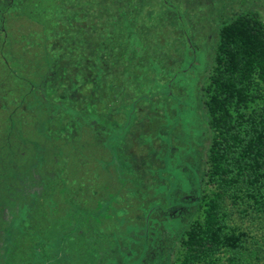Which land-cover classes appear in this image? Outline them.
<instances>
[{"label": "trees", "instance_id": "1", "mask_svg": "<svg viewBox=\"0 0 264 264\" xmlns=\"http://www.w3.org/2000/svg\"><path fill=\"white\" fill-rule=\"evenodd\" d=\"M256 1L261 0H242L231 15L221 20L204 99L211 133L204 184L213 189L210 193L203 190L190 217L185 218L183 211L168 210L173 216L181 212V218L169 228L168 248L162 256L164 264H173L176 253L177 264H252L257 257L254 253L248 260V234L232 220L239 213L251 216L256 223L264 221V9L255 5ZM27 2H31L29 8L35 12L32 4L42 0H0V13H5L0 16V50L5 46L2 40L7 33L3 27L13 29L12 18L6 16L8 7L17 6L25 11ZM49 3L51 8L40 6L42 17L33 14L34 18L44 17L34 26H42L43 33L50 32L51 46L57 49L48 53L53 54L41 80L36 79L38 88L34 84L28 88L13 84L11 58L0 54V264H56L57 260L69 261L75 252L80 255L85 248L88 264H100L98 259L102 261L110 253H123L124 248L118 250L108 236L123 235L132 241L139 226L138 215L131 207L105 218L104 222L119 218L118 231L105 229L103 241L96 238L100 240L94 245L96 256L91 253L87 242L91 223L83 215L91 216L100 207L101 203L90 207L87 199L103 194L105 186L100 188L103 192L87 191V153L80 149V156L87 158H79V163L69 168L65 163L67 156L60 163L61 154L54 149L53 142L57 138L82 137L85 134L81 129H87L90 137L97 139L93 154L115 171L116 166L119 180L127 171L122 144L131 131L135 104L133 107L132 101L122 100L125 75L113 70L108 59L95 51L94 46H100L96 36L102 39L106 27L99 28L96 19L81 24L64 21L57 10L62 2ZM100 3L103 1L95 4L101 10L97 16L104 18L107 13L109 17L111 10L104 13ZM55 26L58 29L54 33ZM85 26L94 32L91 51L84 46ZM114 29H110L111 33L118 34ZM118 43L112 47L119 49ZM188 46L189 53L194 55L195 48ZM78 145L74 149L83 148L86 143ZM134 182L131 177L125 184L128 191L124 195L137 197L136 201L142 195L150 196L151 189L140 190V182ZM135 184L139 187L136 189V185L133 190ZM160 191L164 195V190ZM201 206L203 214L198 216ZM166 211L156 212V220L160 214L166 213V218ZM95 234L100 237L105 233ZM109 244L113 252L107 250ZM128 244L126 241V249Z\"/></svg>", "mask_w": 264, "mask_h": 264}, {"label": "rangeland", "instance_id": "2", "mask_svg": "<svg viewBox=\"0 0 264 264\" xmlns=\"http://www.w3.org/2000/svg\"><path fill=\"white\" fill-rule=\"evenodd\" d=\"M98 1H103L100 4L104 13L111 10L109 17L106 16L107 13L105 16L102 14L104 18L98 17L101 12L96 9L97 5L95 6ZM60 2L62 3L57 6L58 15L64 21L71 20L81 24L96 19L99 28L106 27L105 34L101 33L102 39L96 36L100 46H94L95 51L108 59L113 70L125 75L122 76L121 83L122 100L132 101L133 107L135 104L131 131L127 132V138L122 144L126 153L127 171H123V177H119V180L116 166L115 171L108 163H100L99 155L93 154L96 151L93 143L97 139H92L87 129H81L85 134L82 137L57 138L56 142H53L54 149L61 154L60 163L63 156H67L65 163H68L69 168L74 163H79V158L88 157V168L84 169L86 180H89L87 191L97 192L103 185L106 188L103 189V194L90 195V200L87 197L90 207H96L101 203L98 209L91 212V216L83 215L91 223L89 229L91 233L87 239L91 246L90 251L95 254L94 245L96 241H100L96 238L103 241L102 237L107 234L106 230L118 231L116 227L120 225L119 218L113 222L106 220V223L104 219L132 207L134 215H138L136 225H139L132 241H128L123 235H110V239L108 236V240L117 245L118 250L124 248L123 253L121 251L117 255L110 253L102 258V261L100 259L98 261L100 264H164L162 256L168 248L169 228H173L174 223L180 220L182 211L185 212V218L192 216L200 203L198 201L203 190L210 193L213 189L210 185L204 184L211 135L204 103L205 88L214 66L221 20L227 14L231 15L235 7L242 4V0H237L236 3L232 0H60ZM27 3V6H24L25 11L17 6L8 7L6 16L12 18L13 29L3 27L7 33L3 37L5 46L0 50V54L3 57L5 54L9 55L11 58L9 62L15 71L11 73L15 74L14 77L10 75L13 84L16 85L17 82L24 88L34 84L38 88L36 79L41 80L50 62L48 59L53 54L48 53L52 49L53 51L57 49L51 46L50 32L43 33L42 26L41 29L34 26V22L37 23V20L44 17L34 18L33 14L36 16L40 14L42 17L40 6L46 8L51 3L49 0H42V3L32 4L35 12H31L29 8L31 2ZM255 5L264 9V0L256 1ZM1 13L0 16H5V13ZM55 22L57 23V20ZM112 27H116L118 34L111 33L110 29H114ZM57 29L55 26L54 33ZM83 30L86 32L84 46L91 51L90 44L94 32L90 26H85ZM117 42L119 49L112 47ZM187 44L188 47L195 48L194 55L189 53ZM38 109L41 110L40 103ZM85 143V147H79ZM76 145L78 149H74L77 148ZM80 149L87 153V157L80 156ZM62 175L65 177V173ZM130 176L133 182L134 180L140 182L142 186L140 190L146 189L147 192L151 189L150 196L142 195L136 201L137 197L124 195L128 191L125 184H128ZM90 184L93 185L89 188ZM136 185L133 190L138 189L139 186ZM160 189L164 190V195H161ZM86 207L91 211L88 205ZM169 209L181 212L173 216L169 214ZM190 210L192 211L189 212ZM161 211H166L169 215L165 218L166 213L160 214L156 220V212ZM202 212L201 206L197 212L198 216H202ZM252 219L251 216L237 213L232 220L240 231L248 234L247 247L250 248L248 260L250 261L255 253L257 257L252 264H264V221L256 223ZM141 220L144 223H141ZM95 232L105 234L97 237L98 234ZM126 241L130 244L127 249ZM106 248L113 252V249H110L113 248L112 244ZM86 250L83 249L80 255L75 252L69 261L57 260L55 263L88 264L90 260L87 258ZM119 256L117 263L116 259ZM82 260L86 263H81ZM172 262L178 263L177 253Z\"/></svg>", "mask_w": 264, "mask_h": 264}]
</instances>
